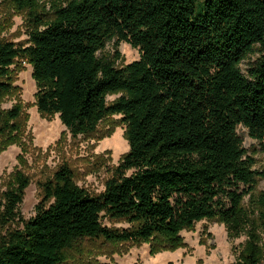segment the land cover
I'll list each match as a JSON object with an SVG mask.
<instances>
[{"label":"trees","instance_id":"1","mask_svg":"<svg viewBox=\"0 0 264 264\" xmlns=\"http://www.w3.org/2000/svg\"><path fill=\"white\" fill-rule=\"evenodd\" d=\"M9 1L25 13L28 40L0 38V102L22 59L42 115H58L77 137L119 114L129 148L99 193L59 165L40 183L35 215L0 236V264H69L86 241L149 243L153 255L183 247L180 232L204 219L231 238L246 233L235 264H262L264 189L254 191L264 167L254 168L237 128L264 156V0ZM112 40L137 48L139 59L118 66V51L104 52ZM21 111L0 109V139L16 130ZM28 182L17 172L4 192L3 225L19 217Z\"/></svg>","mask_w":264,"mask_h":264},{"label":"rangeland","instance_id":"2","mask_svg":"<svg viewBox=\"0 0 264 264\" xmlns=\"http://www.w3.org/2000/svg\"><path fill=\"white\" fill-rule=\"evenodd\" d=\"M52 0H43L49 3ZM203 0H199L201 2ZM196 10L200 7L196 5ZM0 38L21 45L28 40V27L25 13L15 9L9 0H0ZM114 41L108 42L104 52L120 54L116 64L124 66L140 57L139 50L128 43L120 42L116 48ZM258 53L250 55L240 64L242 73ZM12 90L3 96L0 109L3 112L20 105L22 114L17 121L16 130L0 139V216L4 205V192L15 186V176L21 172L29 180L22 202L17 211L16 221L3 225L0 220V236L8 229H20L24 221L35 215V206L41 200L40 183L51 178L61 164H67L80 187L91 193H99L104 183L112 175L121 157L128 151V142L124 132L126 125L119 114L109 115L88 136L73 137L61 123L58 115L44 116L34 103L37 91L32 78V67L19 59L11 66ZM121 93L109 94L108 103L115 101ZM238 134L243 138V146L256 163L254 168L264 167V156L259 152L256 140L250 138L248 131L239 126ZM264 189V180L258 181L254 191L257 194ZM249 203V198L244 199ZM109 226H122L124 223H111ZM264 252V231L259 229ZM180 237L183 247L150 254L149 243L142 245H122L106 247V244L86 241L79 251L68 255L69 264H235L239 251L246 240V233L239 237H229L223 224L216 220H201L192 229L182 230ZM264 264V256L262 260Z\"/></svg>","mask_w":264,"mask_h":264}]
</instances>
